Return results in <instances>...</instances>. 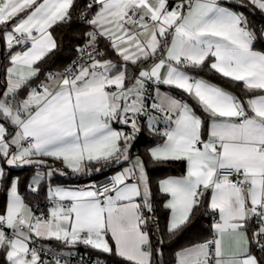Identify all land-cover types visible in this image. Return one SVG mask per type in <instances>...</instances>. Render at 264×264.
Masks as SVG:
<instances>
[{"label":"snow or ice","instance_id":"snow-or-ice-1","mask_svg":"<svg viewBox=\"0 0 264 264\" xmlns=\"http://www.w3.org/2000/svg\"><path fill=\"white\" fill-rule=\"evenodd\" d=\"M75 2L0 0V38L10 53L0 98V159L8 166L47 167L29 184L35 192L45 175L66 174L48 165V158L77 175L90 173L92 163L128 162L147 117L149 131L162 141L146 150L152 162L185 164L182 176L159 181L167 197V233L192 224L200 209L213 215V238L176 253V264H264L252 253V245L264 253V94L245 101L193 74L207 66L249 92L264 93V52L255 49L259 37L248 16L219 0H179L171 8L169 0H91L89 11L81 14L90 30L76 49L78 60L64 72L47 73V83L32 87L17 102L18 91L39 77V63L57 48L52 29L71 20ZM231 3L264 13V0ZM101 39L118 62L103 59ZM17 47L24 50L13 52ZM129 64L139 66L138 75H131ZM161 86L182 92L196 107L162 93ZM17 185L13 178L0 213L6 264H48L42 257L51 250L36 244L49 239L69 248L51 253L55 264L74 256L70 249L78 244L111 254L109 234L116 255L132 264H152L151 234L144 229L151 219L145 210L154 213V208L138 154L99 187L94 182L79 188L49 186L47 213L35 214ZM225 237L230 239L227 252Z\"/></svg>","mask_w":264,"mask_h":264},{"label":"trees","instance_id":"trees-1","mask_svg":"<svg viewBox=\"0 0 264 264\" xmlns=\"http://www.w3.org/2000/svg\"><path fill=\"white\" fill-rule=\"evenodd\" d=\"M90 2L91 0H76L75 6L72 10L71 20L66 23H60L53 27L52 33L56 41L57 48L39 63V67L41 69L39 77L33 78L18 91L16 96L17 102L27 94L29 89L38 85L41 80L45 79L47 73L60 72L72 60V58L76 56L78 53L76 50L77 47H82L85 44L86 38L84 37L83 33L89 31L90 29L83 23L81 14L89 11L87 5ZM229 5L237 11H243L248 16L251 26L256 30V34L259 37L257 43L255 44V48L264 49V36L260 31V26L264 24V13H261V11L258 9H252L251 7L243 9L238 8L236 5L231 3V0L229 1ZM95 10V8L91 9V13H94ZM98 47L107 53L103 59H110L114 62H118V58L115 56V53L107 47V41L101 39L98 42ZM0 50V98H3L2 93L6 89L5 69L8 64L7 57L10 53L4 44H2ZM14 50H17V48H14L12 51ZM138 71L139 66L129 64V72L132 76L138 75ZM193 74L205 77L217 83L218 85L235 92H240L243 90L241 83H236L229 79H225L216 74L214 71H211L207 66L202 69L195 70ZM167 89L172 94L179 95L180 97L191 101L193 106L196 107L195 102L182 92L169 89L168 87ZM196 111L202 114L199 108H196ZM143 121L144 119L141 123L142 130L138 134L137 140L131 151L139 154L142 157L150 180L154 213H148V216L151 217V219L148 220L145 229L151 234L150 240L153 254L152 264H175L176 253L180 248L193 243L201 242L212 234L211 224L213 221V215L209 213L205 216L203 214L204 209H200L193 216L192 224L177 232L175 235H169L167 233L166 225L169 216V210L163 207L166 196L162 195L159 191V180L167 175L183 173L185 164L183 162H169L164 164H154L152 162L146 150L149 149L150 146H152L156 141H158L160 137L154 136V138H151L150 135L152 132L149 131L145 122ZM0 122L4 123L2 118H0ZM8 131L12 132V128L8 127ZM47 163L54 169H63L66 174H54L51 177L46 176L42 180L39 190L35 192L29 190L30 179L34 172L40 168H38L36 165L13 167L8 166L6 163L3 164L2 168L4 175L3 177H0V213H3L4 211L8 194L7 187L13 178H18V191L22 195L23 199L30 205H33L34 203H41L46 200L47 189L49 186L60 184L72 185L79 181L93 179L102 173L111 172V168H109L107 165L92 163L88 165V167L92 169L90 173L85 172L84 174L77 175L71 170L64 168V165L61 161H54L51 158H48ZM96 167L103 168V171H95ZM154 221H158L159 226H157V223ZM252 231H254V229L250 228V236ZM78 247L79 249L85 250L94 255L103 256L106 260L113 262L114 264H132V262L116 255L114 251L109 254L81 244ZM252 249L258 258L263 261L261 252L256 248L255 245H252ZM0 264H6L3 252H0Z\"/></svg>","mask_w":264,"mask_h":264},{"label":"crops","instance_id":"crops-1","mask_svg":"<svg viewBox=\"0 0 264 264\" xmlns=\"http://www.w3.org/2000/svg\"><path fill=\"white\" fill-rule=\"evenodd\" d=\"M229 1L230 0H227V2H226V0H219V3H221V5L222 6H227V7H229V8H233V7H231L230 5H229ZM177 3H179V0H169V5H170V8L171 7H175V5L177 4ZM96 11V10H95ZM237 11V10H236ZM263 36H264V33H263ZM2 44H4V41H3V39L2 38H0V49H1V46H2ZM256 50H258V51H262V52H264V49H259V48H255ZM14 51H18V50H14ZM13 51V52H14ZM0 53H1V50H0ZM9 66V64H7V66L6 67H8ZM61 72V71H60ZM52 73H57V72H52ZM198 77H201V76H198ZM203 78H205V77H203ZM205 79H207V78H205ZM207 80H209V79H207ZM210 82H212V83H215V82H213V81H211V80H209ZM41 82H45V83H47L48 81L46 80V79H43V80H41L38 84H40ZM215 84H217V83H215ZM242 84V83H241ZM218 85V84H217ZM218 86H220V85H218ZM6 87H7V85H6ZM35 87V86H34ZM167 87L168 86H161L160 87V91L162 92V93H164V92H168V93H170L171 95H173L174 97H176V98H182V97H180L179 95H174V94H172L171 92H169L168 91V89H167ZM222 87V86H221ZM242 87H243V90L242 91H240V92H235V91H233V90H230V89H227V88H224L226 91H229V92H231L232 94H234V95H236V96H238L240 99H242V100H247L248 98H250V97H252V96H256V95H261V94H264V93H262V92H260V91H258V90H255V91H252V92H249V91H247V90H245V88H244V85L242 84ZM6 90V89H5ZM30 90V89H29ZM29 90H28V92H29ZM155 91V90H154ZM28 92H27V94H28ZM27 94L21 99V100H23L24 98H26V96H27ZM182 99H184V98H182ZM21 100H19V101H21ZM184 100H186L189 104H192V102L191 101H189V100H187V99H184ZM193 105V104H192ZM194 107V106H193ZM198 114H200L199 112H197ZM144 119V121L143 122H145V124H146V121H147V117H144L143 118ZM142 119V120H143ZM142 120H141V123H142ZM0 123H2V122H0ZM115 128H121L122 126L121 125H119V124H115L114 123V125H113ZM161 127L163 126L162 124L160 125ZM148 128V127H147ZM125 131H129V129H124ZM14 130L12 129V132H13ZM150 137L151 138H154V135H153V133H151V135H150ZM205 139L207 138V136L205 135V137H204ZM157 142H162L161 141V138L158 140V141H156L152 146H150V148L151 147H153ZM136 155H137V153H135V152H132L131 151V156H130V160L128 161V162H124V161H121L119 164H111V165H107L109 168H111V172H112V174L114 175L116 172H119V171H122V169H124V168H126V167H129V165H130V163H132V162H134L135 161V157H136ZM139 155V154H138ZM140 156V155H139ZM141 157V156H140ZM142 158V157H141ZM62 162V161H61ZM4 163H6L3 159H0V167H3V164ZM62 164H63V162H62ZM13 167H19V166H13ZM97 168V167H96ZM38 171H41V172H43V173H47L48 172V168H45V169H43V168H40V169H37L35 172H34V174L32 175V177H31V179H30V182L32 181V178H33V176L38 172ZM184 172H185V169H184ZM184 172L183 173H181V174H171V175H167V176H165V177H162L161 179H164V178H166V177H169V176H182L183 174H184ZM47 175H45L44 177H43V179L46 177ZM48 177V176H47ZM160 179V180H161ZM159 180V181H160ZM55 186H57V185H52V187H55ZM60 186H64V187H66V188H76L75 187V184H72V185H67V184H60ZM17 190H18V185H17ZM18 193H19V191H18ZM20 194V193H19ZM20 196L22 197V195L20 194ZM23 198V197H22ZM7 199H8V194H7ZM48 199V197L46 198V200ZM166 199H167V197H166ZM24 202H25V204H27L29 207H31L32 208V205H30L29 203H27L25 200H24ZM138 202H141L142 203V199L141 200H138ZM51 205H47V207H46V213H47V210H48V208L50 207ZM216 218L218 219V214H217V216H216ZM212 223H213V221H212ZM212 225V224H211ZM145 231H147L146 229H144ZM250 236V235H249ZM108 238V240H109V243H110V245H111V247L113 248V251L115 252V244H114V241H112V239H111V236H110V234H109V236L107 237ZM197 243H200V242H197ZM193 244H196V243H193ZM193 244H191V245H193ZM223 244H224V248H225V251L227 252L228 250H229V244H230V239L228 238V237H225V239H224V242H223ZM191 245H188V246H185V247H183V248H180L178 251H177V253L179 252V251H181L182 249H184V248H186V247H189V246H191ZM96 250V249H95ZM98 251H100V250H98ZM252 253L255 255V256H257L256 255V253L253 251V249H252ZM261 255H262V258H263V261H264V253H262L261 252ZM258 257V256H257ZM47 260H48V264H55V261L52 259V258H46ZM153 260V254H152V257H151V261ZM62 264H63V261H62ZM69 264H72V263H69ZM175 264H176V260H175Z\"/></svg>","mask_w":264,"mask_h":264},{"label":"built area","instance_id":"built-area-1","mask_svg":"<svg viewBox=\"0 0 264 264\" xmlns=\"http://www.w3.org/2000/svg\"><path fill=\"white\" fill-rule=\"evenodd\" d=\"M17 50L22 51L24 49L17 47ZM79 57H80V53L78 52L76 54V56L74 58H72V60L61 70V72H64L70 65H72L73 61L78 60ZM151 92L154 95V89H152ZM150 102H151V100L149 101V103ZM112 175H113L112 172H105V173L98 175L97 177H95L93 179H89L87 181H79L75 184V187L76 188L83 187V186L91 184L93 182L96 184L97 187H99L105 183H108L109 178ZM47 205H51V202L49 201V199H47L41 203H34L32 205V209L35 211V214L39 215L41 212L46 213ZM145 215L148 216V212L146 210H145ZM5 230H7V229H5ZM212 238H213V233L204 240L212 239ZM204 240H202L201 242H203ZM79 245L80 244H78L75 247H72L70 249L71 252L75 254L74 256L63 257L62 261L67 260V261H69V263H72V264H114L113 262H109L108 260H106L103 256H97V255L89 253L85 250L79 249V247H78ZM36 246L37 247L43 246V247L51 250V252L48 255L42 257L44 259L52 258L51 257L52 252H54V253H67L69 251L68 247L63 246L61 244V242H59L55 239H50L47 241H45V240L38 241ZM81 257H84L83 262H81Z\"/></svg>","mask_w":264,"mask_h":264}]
</instances>
